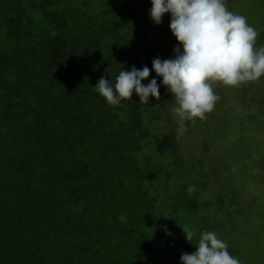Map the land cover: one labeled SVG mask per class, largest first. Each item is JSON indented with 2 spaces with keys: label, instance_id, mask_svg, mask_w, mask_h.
<instances>
[{
  "label": "trees",
  "instance_id": "obj_1",
  "mask_svg": "<svg viewBox=\"0 0 264 264\" xmlns=\"http://www.w3.org/2000/svg\"><path fill=\"white\" fill-rule=\"evenodd\" d=\"M226 4L264 47V0ZM142 5L0 0V264H180L203 231L240 264H264V237L243 260L231 228L250 192L264 196V76L213 84V110L179 133L151 70L177 42L167 30L158 45ZM133 66L159 99L107 105L92 87Z\"/></svg>",
  "mask_w": 264,
  "mask_h": 264
},
{
  "label": "clouds",
  "instance_id": "obj_2",
  "mask_svg": "<svg viewBox=\"0 0 264 264\" xmlns=\"http://www.w3.org/2000/svg\"><path fill=\"white\" fill-rule=\"evenodd\" d=\"M149 18L159 25L165 14L170 17L169 30L177 42L174 58L152 61V71L161 78L175 100L172 109L181 121L203 119L213 110L219 97L213 84L235 87L264 76V47L257 48L259 35L243 15L230 11L226 0H150ZM150 75L147 66L120 69L115 82L101 77L94 91L109 106H122L135 95L138 102L149 104L159 99L156 79L142 84ZM189 193L194 191L188 188ZM186 241L197 233L182 229ZM196 251L182 254L180 264H240L231 255L228 244L214 231L199 233Z\"/></svg>",
  "mask_w": 264,
  "mask_h": 264
},
{
  "label": "rangeland",
  "instance_id": "obj_3",
  "mask_svg": "<svg viewBox=\"0 0 264 264\" xmlns=\"http://www.w3.org/2000/svg\"><path fill=\"white\" fill-rule=\"evenodd\" d=\"M133 1L134 2L136 1V4L144 5V6L142 5L143 15L145 16L146 19L149 18L148 13L151 8L150 0H133ZM169 24H170V17L168 14H165L164 17L162 18L161 24L151 26L152 30L155 29V38L157 39L158 45L160 46H162L165 42L164 32L169 30ZM179 124H180L178 129L179 133L182 134L185 131H187L186 120L181 121L179 119ZM197 130H199V128H197ZM207 154H208L207 152H201L200 156L205 157ZM248 186H249L248 189H250L249 183ZM255 196L256 195L253 192L249 193L250 208L245 210V214L242 215L241 218L238 219L234 218V220L231 221L232 223L231 228L234 231V233L236 232V237H238L240 241L242 239V241L244 242V244H242L241 250H239V252L237 253V256L243 260H251L252 255L259 254V252H256L257 249L256 247L260 244L261 241L260 239L264 237V205H262V202H264L263 201L264 196L263 195H258L257 197ZM212 213L213 212H211V215ZM239 224L241 226H239ZM234 225H236L237 227H235ZM217 237L220 238L221 233H217ZM246 249L247 251H245Z\"/></svg>",
  "mask_w": 264,
  "mask_h": 264
}]
</instances>
